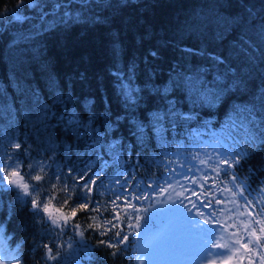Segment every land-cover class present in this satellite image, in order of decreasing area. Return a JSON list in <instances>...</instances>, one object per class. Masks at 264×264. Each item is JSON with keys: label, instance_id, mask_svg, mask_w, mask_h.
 Instances as JSON below:
<instances>
[{"label": "trees", "instance_id": "1", "mask_svg": "<svg viewBox=\"0 0 264 264\" xmlns=\"http://www.w3.org/2000/svg\"><path fill=\"white\" fill-rule=\"evenodd\" d=\"M101 2L117 5L120 0ZM16 3L17 0H0V154L4 149L12 151L11 142H21L31 146L33 162L49 156V148H55L54 163L64 165L66 148L62 146L71 144L73 150L68 154L73 155L74 160L77 145L83 149L87 141H77L60 122V117L66 119L72 111L84 117L87 100L95 101L93 108L102 112L106 100L111 120L116 121L117 116L121 119L93 154L94 163L103 166L107 162L105 186H109L108 181L113 180L121 168L129 174L135 171L137 181L145 183L153 177H162L165 169L157 165L165 160V154L176 151L181 144L197 142L196 131L211 133L235 126L241 144L253 153L250 164L240 170L238 176L257 194L258 184L264 182V146L244 143L242 138L247 130L241 126L243 118L233 114V106L246 103L251 95L236 92L216 103H204L185 87L173 69L179 66V71L191 74L206 63L181 49H198L211 43L227 56L235 43L246 52L251 51L240 40L241 29L229 30L221 40L215 39L217 32L223 30L217 24L218 14L246 16L251 10L259 20L264 17V0H127L124 7L85 10L79 21L39 36L34 35L33 28V24L38 23L36 13L23 7L17 13ZM13 13L27 15L29 20L22 25L16 23L12 20ZM252 39L259 43L254 35ZM153 46H159L162 55L145 65L144 52ZM114 48L119 50V55L114 53ZM253 54L259 55V52ZM244 60L245 53H239V60L232 64L237 67ZM133 63L136 69L132 83L140 89L142 99L139 106L130 111L118 94L112 73L120 68L127 76ZM80 73H84L86 79H81ZM173 79L177 80L176 84L172 83ZM207 79L211 80V75ZM259 85L260 79L254 74L250 90L255 91ZM164 87L169 89L167 98L157 93V89ZM59 94L70 103L57 104L55 96ZM169 104L191 119H177L174 123L165 120L161 131L150 122V114L165 110ZM44 105L57 114L48 121L47 132L39 128L36 119ZM137 122L143 125L142 133L134 135ZM101 124L102 120L95 126L103 131ZM114 143L119 150L118 157L113 155L111 145ZM50 162L53 161L45 160V163ZM252 169H259L258 180L250 179L248 174ZM5 205H11V210ZM86 215L81 213L77 217L81 225H85L86 220L80 217ZM153 222L159 225V221L153 219ZM0 223V233L6 237L10 248H15L23 258V264H43L44 252L38 245L45 234L44 226L15 192L0 193ZM129 239L136 246L137 238L132 235ZM56 242L72 245L60 249L64 264H129V258L131 264H137L131 249L129 257L113 258L108 255L110 250L95 248L96 236L86 227L83 237L68 231L57 237Z\"/></svg>", "mask_w": 264, "mask_h": 264}, {"label": "snow or ice", "instance_id": "2", "mask_svg": "<svg viewBox=\"0 0 264 264\" xmlns=\"http://www.w3.org/2000/svg\"><path fill=\"white\" fill-rule=\"evenodd\" d=\"M124 6H127V0H120L117 5L102 3L101 0H17L15 7L17 13L22 7L36 13L38 23L33 24V28L34 35L39 36L79 21L85 10ZM12 20L22 25L29 17L13 13ZM217 24L223 29L217 32V41L225 32L241 29L240 40L251 51L246 52L235 43L227 56L211 43L198 49H181L206 63L191 74L182 73L179 66L173 71L185 87L204 103H216L236 92L250 94L251 99L246 103L233 106V114L243 118L241 126L247 130L242 138L244 143L253 147L257 144L264 146V17L257 20V15L251 10L246 16L218 14ZM253 35L259 43L252 39ZM162 52L159 46L148 48L142 62L148 65L158 60ZM256 52L259 55L253 54ZM114 53L119 55V50L114 48ZM239 53H245V60L234 67L232 62L239 60ZM135 69L133 63L127 76L120 68L112 73L118 84V94L130 111L138 107L142 99L140 89L132 83ZM254 74L260 79V85L252 91L250 84ZM79 75L86 79L84 73ZM209 75L211 80L207 79ZM172 83L176 84L177 80L173 79ZM157 93L167 98L169 89H157ZM55 100L62 106L70 103L63 94L56 95ZM94 103L93 100L85 102L84 117L76 111L68 114L66 119L60 117V122L77 141H87L83 149L77 145L74 160L73 155L68 154L73 150L71 144L62 146L66 148L64 165L54 163L55 148H49V156L33 162L29 152L31 146L21 142H11L9 147L12 151L4 149L0 154V193L15 192L38 223L44 226L45 234L38 245L44 252L43 264H64L60 249L71 248L72 245L58 244L56 238L68 231L83 237L85 227L96 236L95 248L110 250L108 255L113 258L129 257L131 249L137 264H144L141 253L150 262L178 254L190 264H264V182L258 184L257 194L252 195L247 181L242 182L238 176V172L250 164L253 153L249 148L234 141L228 147L215 148L214 155L206 158L195 153L181 159L177 152L175 159H168L165 154V161L157 165L165 169L162 177H153L145 183L144 180L137 181L135 171L129 174L121 168L116 177L108 181L109 186H105L107 162L103 166L94 163L93 154L121 117L111 120L106 100L102 112L93 108ZM56 115L50 107L42 106L36 118L39 128L47 132L48 121ZM177 119L189 120L191 117L178 112L173 104L150 114V122L161 131L165 120L174 123ZM101 120L103 131L95 126ZM134 127V135L142 133V124L137 122ZM111 147L113 155L118 157L117 145L114 143ZM45 160L53 162L45 163ZM258 171L250 170V179L258 180ZM133 181H136L135 185ZM144 201L151 202L147 208L139 207ZM157 204L168 207L160 209ZM11 207L5 205L9 211ZM150 209L156 210L147 217L140 215ZM81 213L87 214L80 217L86 220L85 225L77 219ZM161 214L183 218L190 225L191 238L178 251L166 246L152 231L153 218ZM132 235L137 238L138 247L132 245L129 239ZM91 251L89 249V253ZM6 261L23 264L19 254L10 252L0 255V264H6Z\"/></svg>", "mask_w": 264, "mask_h": 264}, {"label": "rangeland", "instance_id": "3", "mask_svg": "<svg viewBox=\"0 0 264 264\" xmlns=\"http://www.w3.org/2000/svg\"><path fill=\"white\" fill-rule=\"evenodd\" d=\"M223 128L218 130L217 132H199L196 131V135L198 136V141L192 143L190 145L181 144V146L173 152L167 153L168 159H175V154L179 152L181 154L180 158L183 159L185 156H189L191 154L199 153L200 158H206L207 155H214V149L218 147H228L234 141L241 144L240 135L234 129L235 126ZM165 161V160H164ZM203 167V166H200ZM135 185V184H134ZM252 195H256L255 193ZM160 199H163L160 197ZM151 201H144L139 204L141 208H147ZM147 204V205H146ZM167 205L157 204V208L165 209ZM156 209H150L149 214L151 215ZM141 212L140 215L147 217L146 214ZM155 221H159V225H156L153 222L152 231L155 236L162 240L166 246L173 250H179L182 248L188 240L191 238V228L186 220L183 218L172 216L168 214L157 215L153 218ZM143 224V223H142ZM139 231H143L140 229ZM0 240L4 244L6 253L17 254L15 249H11L7 239L0 233ZM136 247L138 244L136 243ZM0 255L2 254V250H0ZM141 258L144 259V264H190V262L182 259L178 254L177 255H169L165 257H161L157 259L155 262H150L147 258L143 257L141 253ZM6 264H13V262L6 261Z\"/></svg>", "mask_w": 264, "mask_h": 264}, {"label": "bare ground", "instance_id": "4", "mask_svg": "<svg viewBox=\"0 0 264 264\" xmlns=\"http://www.w3.org/2000/svg\"><path fill=\"white\" fill-rule=\"evenodd\" d=\"M0 250H2V254H5V248L3 242L0 240Z\"/></svg>", "mask_w": 264, "mask_h": 264}]
</instances>
